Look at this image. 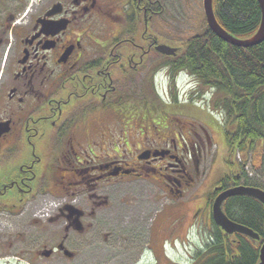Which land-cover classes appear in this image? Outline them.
<instances>
[{"label": "flooded vegetation", "instance_id": "af4514ba", "mask_svg": "<svg viewBox=\"0 0 264 264\" xmlns=\"http://www.w3.org/2000/svg\"><path fill=\"white\" fill-rule=\"evenodd\" d=\"M176 2L0 0V264H81V251L89 264H159L124 223L129 209L157 203L163 247L205 231L192 264H260L264 206L245 195L222 204L247 236L220 230L212 205L231 187L264 183L229 162V187H213L202 206L194 194L210 136L156 125L175 107L190 111L163 103L155 84L175 67L157 48L181 44Z\"/></svg>", "mask_w": 264, "mask_h": 264}, {"label": "trees", "instance_id": "16d2710c", "mask_svg": "<svg viewBox=\"0 0 264 264\" xmlns=\"http://www.w3.org/2000/svg\"><path fill=\"white\" fill-rule=\"evenodd\" d=\"M213 7L219 26L233 37L248 38L259 28L261 15L257 0H214ZM180 47L173 72L182 69L190 72L198 84L219 96L214 102L215 109L224 113L227 125L235 126L233 132L229 127L223 128L231 153L241 151L249 155L255 151V156L261 157L264 145V42L252 48L232 47L204 24L202 33L183 40ZM229 181L230 176H227L219 185L229 187Z\"/></svg>", "mask_w": 264, "mask_h": 264}, {"label": "rangeland", "instance_id": "374dc122", "mask_svg": "<svg viewBox=\"0 0 264 264\" xmlns=\"http://www.w3.org/2000/svg\"><path fill=\"white\" fill-rule=\"evenodd\" d=\"M202 2L203 0H177L175 5L179 6L181 10L180 13L178 6L174 5V7L173 4H169V6L173 8L174 16L182 18V20L184 21L181 26L178 24V22L173 23L174 26H177L176 36L179 40L185 41L195 34H200L198 32L203 29L202 27L205 21ZM197 3L199 4V8L196 5ZM170 16H172L171 10ZM199 16L203 21L201 26L199 24H196V18L199 20ZM188 80L189 79L184 78V76L178 77L177 81L179 84H181L180 88L186 86V82H188ZM192 81L194 82V78ZM197 89H199V100L196 102L197 106L189 105L190 111H186L184 109L185 106H180L175 107L172 110V113H170L169 111L163 112L159 114L161 117L156 121L158 122V124L156 125L159 127V130H161L163 135L167 133L169 127H173L171 126V122L174 120L178 122V126H188L190 128H192L193 126L196 133L195 135L198 137L203 138V135L206 134V130H208V133L211 132L214 135H211L213 146H211V144L209 145L205 156L206 158L199 166L200 175L198 182L200 181V188L194 194V198H196V196L200 194V200L202 201L203 206L206 203L205 196L208 194V192L211 191L217 184H219L220 181L225 178V176H229L230 172L233 171V165H230L229 162L235 163V161L234 157L229 154L231 149H229L228 145L226 144L225 134L222 127H229V130L233 132V130H235V126L232 127L231 125H227L223 119L224 113L217 108L215 109L214 102L219 96H213L214 92L210 91L201 83L199 87L197 86ZM184 99L185 98H183L182 100ZM182 110L184 111V113L181 112ZM203 123H205L206 125ZM214 146L218 149L216 155H214V152H216V148H214ZM261 151L262 155L258 159H256L255 151L250 152V156L242 154V152L239 151L243 161L247 160L246 163H249L252 166L251 170L254 176L253 181L260 185L264 183V145H262ZM212 161L213 163L210 167V163ZM136 185L144 187L146 183L143 185L142 183H137ZM114 189L115 187L112 189L113 193ZM202 192H204V196L202 195ZM160 208L161 203H157L154 207H144V210L140 213L137 211V207H135L134 209H129L133 210L134 214H132L128 218L126 217L124 223L126 222L127 224H133V226L137 229V232L139 233L138 240L139 243H141V245L143 246L145 254H148L149 251L152 253L153 246L155 247L157 251L154 252V254L158 257L160 261L159 264H167L169 263V260L170 262H174V264H192V258L195 256V254H197L199 248L203 245V241L207 240L209 235L205 234V231L196 232L195 230H192L189 233L188 229H185L183 231L184 233H180L179 238H170L163 247L160 241L162 240L163 235H157L158 233H160L161 225H163V221L160 220L159 217L156 218V216L159 215L158 211ZM15 251L17 255H19L20 252L21 254L26 253L25 248L16 249ZM17 257V259H22L19 256ZM80 259L81 264H89L87 255L83 254V251H81ZM47 264L55 263L49 262ZM64 264L70 263L64 262Z\"/></svg>", "mask_w": 264, "mask_h": 264}, {"label": "water", "instance_id": "95a60500", "mask_svg": "<svg viewBox=\"0 0 264 264\" xmlns=\"http://www.w3.org/2000/svg\"><path fill=\"white\" fill-rule=\"evenodd\" d=\"M257 2L260 7L261 15V20L259 24L260 27L258 31L251 37L245 39L236 38L235 36L233 37L228 34L223 28H221L216 20V17L214 16V11L212 7L213 0H203L204 15L206 18L207 27L217 38L232 47H238L243 49L256 47L257 45L264 42V0H257ZM157 51L161 52L163 55L166 56H171L176 53L175 49H170L169 47L165 46L158 47ZM242 195L251 198L254 197L264 206V192L253 187L246 188L241 186L238 188H231L230 190L220 193V195L216 198L215 202L213 203V220H215V223L220 228V230L225 231L227 234H233L234 232H238L247 236H253V233L249 229L241 227L233 222H230V220L226 218L221 209L222 203L225 200L230 199L234 196ZM261 250L262 251L260 253V264H264V246Z\"/></svg>", "mask_w": 264, "mask_h": 264}, {"label": "bare ground", "instance_id": "6f19581e", "mask_svg": "<svg viewBox=\"0 0 264 264\" xmlns=\"http://www.w3.org/2000/svg\"><path fill=\"white\" fill-rule=\"evenodd\" d=\"M257 3H258V2H257ZM259 24H260V23H259ZM258 26H259V25H258ZM259 27H260V26H259ZM258 29H259V28H258ZM257 31H258V30H257ZM257 31H256V32H257ZM256 32H255V33H256Z\"/></svg>", "mask_w": 264, "mask_h": 264}]
</instances>
